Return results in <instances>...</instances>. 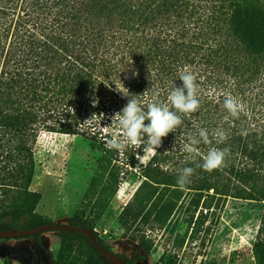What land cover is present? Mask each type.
Returning a JSON list of instances; mask_svg holds the SVG:
<instances>
[{
  "label": "trees",
  "instance_id": "trees-1",
  "mask_svg": "<svg viewBox=\"0 0 264 264\" xmlns=\"http://www.w3.org/2000/svg\"><path fill=\"white\" fill-rule=\"evenodd\" d=\"M183 71L195 76L200 107L181 114L182 124L155 154L147 151L146 161L143 148L121 152L92 140L104 154L108 184L139 172L141 186L119 217L122 226L142 216L169 219L185 192L193 212L203 200L209 209V201L236 199L263 204L264 215V0H0V230L52 224L36 213L42 196L31 191L33 146L42 132L91 139L101 117L84 122L122 110L130 97L120 91L145 110L154 100L171 109L167 96L173 84L182 86ZM228 96L241 105L237 117L223 107ZM202 128L211 143L196 145L193 161L185 144ZM217 130L226 134L222 143ZM213 148L228 149L225 165L206 172L197 164ZM184 167L195 173L180 188ZM71 225L88 228L112 252L88 222L74 218ZM56 233L63 247L78 242L109 264L87 236ZM256 248V263L264 264V220Z\"/></svg>",
  "mask_w": 264,
  "mask_h": 264
},
{
  "label": "rangeland",
  "instance_id": "rangeland-1",
  "mask_svg": "<svg viewBox=\"0 0 264 264\" xmlns=\"http://www.w3.org/2000/svg\"><path fill=\"white\" fill-rule=\"evenodd\" d=\"M111 123L107 117L97 120L91 139L40 134L33 146L36 170L31 185V191L42 196L37 214L54 224L84 220L113 253L138 264H257L258 232L264 220L260 203L214 200L205 209L203 200L201 208L193 212L188 209L191 197L185 192L169 219L146 222L142 216L128 227L122 226L119 217L133 201L141 180L133 169L125 171L118 186L106 182L104 154L92 140L102 142L122 135L112 131L115 125ZM143 154L146 161L149 152ZM162 190L166 194L171 191ZM0 264L104 263L85 245L73 242L63 247L58 233L47 232L37 240L1 239Z\"/></svg>",
  "mask_w": 264,
  "mask_h": 264
},
{
  "label": "clouds",
  "instance_id": "clouds-1",
  "mask_svg": "<svg viewBox=\"0 0 264 264\" xmlns=\"http://www.w3.org/2000/svg\"><path fill=\"white\" fill-rule=\"evenodd\" d=\"M133 75H137V73H133ZM179 80L182 81V86L177 87L173 84L172 90L167 96V101L172 106L171 109L167 104L154 100L147 105V110H145L133 95H129L127 89L126 92L120 91L125 97L130 98L122 110L107 118L112 121L111 125L116 123L119 126L122 135H112L106 141V147L109 150H123L127 146H131L134 151L143 148L144 153L151 151L155 154L156 149L162 145V139L166 138L169 133L175 132L182 124L181 114L195 113L200 107L195 76L191 72L183 71L179 74ZM223 107L233 117H237L242 110L241 105L231 96L225 98ZM97 117L105 118L103 114H93L84 123H93ZM215 136L218 143L224 142L227 138L222 130H217ZM201 141L204 144L211 143L207 129H200L199 139L189 137V142L185 144V150L192 154L193 161L198 151L196 145L200 144ZM227 152L228 149H210L203 157V163L197 164V167L206 172L222 169L225 165ZM194 173L195 168L193 167L182 168L177 179V185L184 188L190 184Z\"/></svg>",
  "mask_w": 264,
  "mask_h": 264
},
{
  "label": "water",
  "instance_id": "water-1",
  "mask_svg": "<svg viewBox=\"0 0 264 264\" xmlns=\"http://www.w3.org/2000/svg\"><path fill=\"white\" fill-rule=\"evenodd\" d=\"M75 232L83 234L89 238L94 248L103 256L106 257L109 264H129L126 260L119 257L113 252L107 251L96 239L95 235L88 228H80L73 225L65 224H45L37 228L30 230H0V239H15V238H25L44 234L47 232Z\"/></svg>",
  "mask_w": 264,
  "mask_h": 264
}]
</instances>
